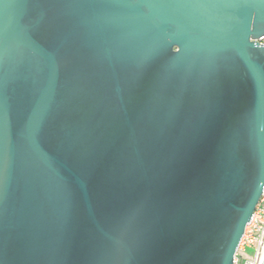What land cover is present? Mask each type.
I'll return each mask as SVG.
<instances>
[{
    "label": "water",
    "instance_id": "1",
    "mask_svg": "<svg viewBox=\"0 0 264 264\" xmlns=\"http://www.w3.org/2000/svg\"><path fill=\"white\" fill-rule=\"evenodd\" d=\"M263 35L264 0H0V264H232Z\"/></svg>",
    "mask_w": 264,
    "mask_h": 264
},
{
    "label": "built area",
    "instance_id": "2",
    "mask_svg": "<svg viewBox=\"0 0 264 264\" xmlns=\"http://www.w3.org/2000/svg\"><path fill=\"white\" fill-rule=\"evenodd\" d=\"M264 46V35L258 39ZM250 249L249 254L247 250ZM264 260V189L245 226L235 251L232 264H262Z\"/></svg>",
    "mask_w": 264,
    "mask_h": 264
},
{
    "label": "rangeland",
    "instance_id": "3",
    "mask_svg": "<svg viewBox=\"0 0 264 264\" xmlns=\"http://www.w3.org/2000/svg\"><path fill=\"white\" fill-rule=\"evenodd\" d=\"M247 252L250 254V253H251V250H250V249H248V250H247Z\"/></svg>",
    "mask_w": 264,
    "mask_h": 264
}]
</instances>
